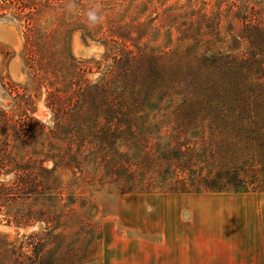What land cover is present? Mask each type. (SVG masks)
I'll return each instance as SVG.
<instances>
[{
  "label": "rangeland",
  "instance_id": "374dc122",
  "mask_svg": "<svg viewBox=\"0 0 264 264\" xmlns=\"http://www.w3.org/2000/svg\"><path fill=\"white\" fill-rule=\"evenodd\" d=\"M251 11L264 19V0H0V264H97L102 238L164 230L167 213L187 216L193 200L264 197L167 193L183 177L161 181L159 154L177 147L178 120L142 113L139 142L125 149L93 125L100 96L88 89L109 79L114 57L143 48L182 64L245 58Z\"/></svg>",
  "mask_w": 264,
  "mask_h": 264
},
{
  "label": "trees",
  "instance_id": "16d2710c",
  "mask_svg": "<svg viewBox=\"0 0 264 264\" xmlns=\"http://www.w3.org/2000/svg\"><path fill=\"white\" fill-rule=\"evenodd\" d=\"M240 39L249 48L245 58L210 54L182 64L145 48L114 57L109 79L88 87L91 97L100 96L92 123L102 121L103 141L136 145V117L164 111L178 124L177 147L159 154L161 181L175 172L183 177L167 193H264V19L256 12L246 16ZM168 96L180 103L160 108Z\"/></svg>",
  "mask_w": 264,
  "mask_h": 264
},
{
  "label": "crops",
  "instance_id": "0c3cea01",
  "mask_svg": "<svg viewBox=\"0 0 264 264\" xmlns=\"http://www.w3.org/2000/svg\"><path fill=\"white\" fill-rule=\"evenodd\" d=\"M188 213L192 229L178 208L164 230L102 238L97 264H264V197L193 200Z\"/></svg>",
  "mask_w": 264,
  "mask_h": 264
},
{
  "label": "clouds",
  "instance_id": "9594fccd",
  "mask_svg": "<svg viewBox=\"0 0 264 264\" xmlns=\"http://www.w3.org/2000/svg\"><path fill=\"white\" fill-rule=\"evenodd\" d=\"M88 19L92 22H96L97 21V16L95 14V12H89L88 13Z\"/></svg>",
  "mask_w": 264,
  "mask_h": 264
}]
</instances>
